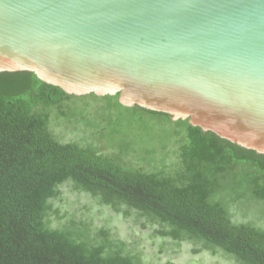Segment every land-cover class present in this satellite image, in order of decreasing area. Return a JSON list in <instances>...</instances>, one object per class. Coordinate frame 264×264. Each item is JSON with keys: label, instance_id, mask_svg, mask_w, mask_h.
<instances>
[{"label": "trees", "instance_id": "16d2710c", "mask_svg": "<svg viewBox=\"0 0 264 264\" xmlns=\"http://www.w3.org/2000/svg\"><path fill=\"white\" fill-rule=\"evenodd\" d=\"M52 119L91 143L61 142ZM65 184L193 255L264 264V229L232 217L264 205V156L118 96H69L33 74L0 73V264H142L107 228L59 216Z\"/></svg>", "mask_w": 264, "mask_h": 264}, {"label": "water", "instance_id": "95a60500", "mask_svg": "<svg viewBox=\"0 0 264 264\" xmlns=\"http://www.w3.org/2000/svg\"><path fill=\"white\" fill-rule=\"evenodd\" d=\"M0 73L264 156V0H0Z\"/></svg>", "mask_w": 264, "mask_h": 264}, {"label": "rangeland", "instance_id": "374dc122", "mask_svg": "<svg viewBox=\"0 0 264 264\" xmlns=\"http://www.w3.org/2000/svg\"><path fill=\"white\" fill-rule=\"evenodd\" d=\"M64 120L52 119L51 131L63 143L75 142L80 145L91 143L89 134L82 133ZM101 153H109L103 144H97ZM60 196L54 206L59 216H74L91 222L96 227L107 228L113 237L127 245L131 254L140 257L142 264H236L235 261L219 251L216 256L207 253L193 255L192 247L185 243H175L168 239L154 236L157 227L145 224L142 219H135L134 213L129 218L117 215L107 207L100 206L89 196L78 193L70 184L60 187ZM233 221L251 223L264 229V205L250 203L232 209ZM51 227L58 228L61 223L50 219ZM144 225L145 227H142Z\"/></svg>", "mask_w": 264, "mask_h": 264}]
</instances>
